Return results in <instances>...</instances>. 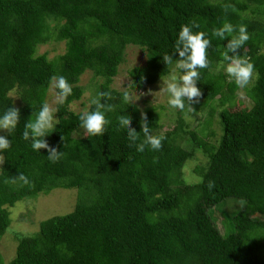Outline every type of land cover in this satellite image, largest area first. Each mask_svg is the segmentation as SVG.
<instances>
[{
	"label": "trees",
	"instance_id": "1",
	"mask_svg": "<svg viewBox=\"0 0 264 264\" xmlns=\"http://www.w3.org/2000/svg\"><path fill=\"white\" fill-rule=\"evenodd\" d=\"M193 21L194 31L211 39V63L196 84L202 94L191 103L193 114L207 109V116L199 130H189L188 112L173 108L174 125L163 131L160 116L168 108L122 105L113 80L129 47L146 59L128 70L130 91L166 78L174 65L162 55L177 59V34ZM224 23L247 27L250 38L238 54L250 58L259 79L246 89L217 70L227 41L211 33ZM50 41L65 46L51 60L38 53ZM85 72L101 80L96 94L111 93L101 100L112 108L102 136H89L69 111L83 96ZM53 76L66 77L73 89L56 106L59 123L45 138L62 153L55 163L22 139ZM238 90L250 107L237 100ZM8 107L19 110L20 121L12 136L5 134L10 149L0 153V240L15 204L54 190L77 194L71 212L19 239L8 264H264V0H0V112ZM142 114L152 134L165 137L159 150L129 147L119 129V116L128 115L139 133ZM21 173L29 184L13 182ZM226 201L242 207L221 234L208 211Z\"/></svg>",
	"mask_w": 264,
	"mask_h": 264
},
{
	"label": "clouds",
	"instance_id": "2",
	"mask_svg": "<svg viewBox=\"0 0 264 264\" xmlns=\"http://www.w3.org/2000/svg\"><path fill=\"white\" fill-rule=\"evenodd\" d=\"M197 28H199V25L194 21L181 25L172 49V52L177 56L175 61L167 52L162 55L163 63L167 66L174 65L176 69L164 81L163 91L167 93V104L170 108L181 112H193L191 103L198 102V98L202 94L196 86L201 77L200 70L209 68L211 63L207 55L208 49L211 47V39L207 38L204 31H194ZM211 35L220 41H227L217 66L218 71L226 72L228 78L234 81L239 89H246L250 81L259 79L254 63L251 62L250 58L238 54V50L250 38L246 26H234L231 23H224L221 27L214 28ZM229 37L231 38L229 39ZM229 53H233V55L229 56ZM51 80L53 88L56 90L58 104L65 103L67 98L72 95V85L64 76H53ZM105 97H111V93H97L90 100L88 107L84 108L79 114V126L91 137L104 135L106 125L110 123L107 115L112 111V108L108 104L101 103V100ZM133 97L130 90H123L120 93L121 104H132L134 102ZM57 110L51 108L48 103L42 104L35 119L25 124L22 133V139L25 142H30L32 151L46 150L49 153V160L53 163L61 158L62 153H58L55 148H50L45 138L56 131V125L59 123L55 118ZM19 121V110L15 107H8L5 111L0 112V132L6 131L8 136H12ZM131 124L130 116H119L118 126L119 129L126 131L129 147H135L139 152H143L148 147L154 151L162 147V141L165 137L152 134L146 116L143 114L141 116V131L139 133L132 128ZM8 136L0 135V153L10 149L12 145V141L8 139ZM61 139L63 140L62 137ZM16 181L23 185L30 182L28 177L22 173L17 179L13 180V182ZM213 186L212 183L208 185L209 189Z\"/></svg>",
	"mask_w": 264,
	"mask_h": 264
},
{
	"label": "rangeland",
	"instance_id": "3",
	"mask_svg": "<svg viewBox=\"0 0 264 264\" xmlns=\"http://www.w3.org/2000/svg\"><path fill=\"white\" fill-rule=\"evenodd\" d=\"M64 50V42L50 41L48 44L39 47L38 53H46L48 59L51 60L58 55L63 54ZM145 61V53L142 49L138 47H129L126 50L125 61L119 66L118 74L113 80L112 88L118 92H122L125 89L129 90L130 81L127 75L128 70L134 66L144 65ZM175 71L176 69L173 66L170 74H173ZM167 77L151 87L144 88L142 91H131L134 96L133 103L141 110L144 108L155 107L159 112L162 107L166 109L168 108V110H163L160 116V122L164 126L163 131L172 128L174 125V116L169 115L170 113H173V108L167 106V93L163 91V88L165 87L164 81ZM100 82L101 80L94 78L91 72H85L80 77L78 84L84 90L83 96L80 101L74 102L69 107V111L74 114H80L84 108L88 107L90 100L96 95L95 87H97ZM12 97L15 103H18L17 97ZM236 98L245 107L251 106L250 101L243 91L238 90ZM45 103H48L53 109H56V106L58 105L56 90L53 88V84L48 90ZM234 109L238 110L239 107L235 105ZM206 116L207 109L204 113L193 114V112H188L184 121L189 125V130H199L200 125L204 122ZM167 117H170V121L168 122ZM216 118L217 117L215 116V120ZM213 129L216 133H219L217 122L213 125ZM5 134L6 131L0 132V135ZM83 134V132H80L78 137H82ZM188 179L190 180L189 176ZM76 196L77 194L74 190H54L50 194L40 196L34 201L26 200L15 204L14 207L9 210L11 220L10 226L0 240V259L2 260V263L8 264L14 259L19 239L21 237L34 235L38 231L41 222L71 212L76 201ZM241 207L242 204L240 202L226 201L224 204L211 208V210L208 211L214 225L221 234L225 232L224 222L227 217L237 213Z\"/></svg>",
	"mask_w": 264,
	"mask_h": 264
}]
</instances>
